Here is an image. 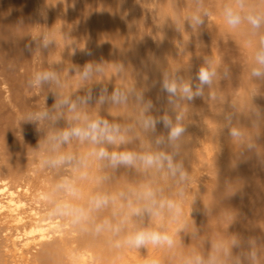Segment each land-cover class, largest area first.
<instances>
[{
	"label": "rangeland",
	"instance_id": "1",
	"mask_svg": "<svg viewBox=\"0 0 264 264\" xmlns=\"http://www.w3.org/2000/svg\"><path fill=\"white\" fill-rule=\"evenodd\" d=\"M119 2L125 6H117L120 5ZM156 2L155 0H0V13L2 12L0 23L7 20L13 21H10L11 23L8 21L5 25L1 23L5 26H2L5 29L4 32L1 31V34L10 28L7 30L9 33H5L6 37H3L5 39L0 40V54L6 53L0 55V64L1 62L3 64L0 65V100L2 101H0L2 103H0V186H3L0 187V193L3 195L5 194L3 192L6 191L5 195L17 199V195L15 197L14 195L17 190H21V197L26 203L24 208L26 221H31L33 212H38V217L48 222L55 219L47 211L48 188L54 180L68 178L74 181L77 186L82 187L86 193L103 192L109 195L119 191H127L140 184H148L152 188L155 186L154 189L157 190L159 199L167 198L176 200L178 203L182 202L183 220L187 223V230L178 233L176 237L178 244L175 248L170 250L153 249L152 253L154 254L151 253L148 256L146 253H142L141 256L143 257L140 264H143V260L146 261L150 258H157L159 264H168L169 261L181 264L182 254L186 252L191 253L193 259L196 255L207 258L211 252V242L220 236L226 239L237 236L240 240V244L231 249L229 264H264V124L252 137L254 144L252 150L246 147L244 138L237 142L230 135L232 127L251 128L247 117L250 103H256L264 111V95L255 98L254 101H249L248 97V90L253 86L264 94V82L248 79L247 65L251 62L252 49L248 47L244 34L228 30L219 15L220 9L229 0H156ZM253 2H258V0H253ZM26 8L31 9L32 14H34L32 15L30 11L27 15L28 10L26 11ZM205 10H212L214 14L203 16ZM155 12L158 13L155 14ZM24 13L27 16H24ZM13 14L15 15L13 16ZM195 14H200L204 23L194 29L191 27L189 17ZM17 18L20 21L24 20L20 22L23 31ZM23 22L26 23L25 26L29 27H25ZM129 22L130 26H128ZM131 26L133 27L130 30ZM24 28H26L25 31ZM3 29L1 28V30ZM101 29L106 30V32L103 30L101 32ZM128 31H130L129 34ZM10 32L13 35H9ZM44 32H47L52 39V43L47 48L43 46L41 34ZM101 34L104 35L103 38ZM7 35L9 36L7 37ZM130 35L136 36L137 40ZM127 38L128 40H126ZM22 41L25 46H22ZM5 42L8 44H3ZM113 42L117 44L115 45ZM136 42L139 47L135 46L134 43ZM113 46L115 47L113 48ZM156 50L159 54L156 53ZM127 54L130 55L126 57L128 60L123 61V57L125 58ZM22 55L26 57H23L22 60L17 58V56L22 57ZM15 57L19 61L14 60ZM211 58H214L216 63L220 65L219 78L214 81L211 88L205 86L202 97L189 102L182 97L179 90L175 96L163 91L165 79L169 82H175L178 86L183 82H190L195 90V85L199 83L195 79L198 70L207 59ZM111 59L112 61H110ZM153 59L155 64L163 70L159 69V72L152 70L154 68L153 65V67L151 66L154 64ZM157 59L161 60L158 61ZM89 64L92 65L93 71L88 79H82L81 74L84 72L85 66ZM101 67L104 69L102 70ZM144 67H147V72ZM97 68L100 70L97 71ZM37 71L54 72L58 82L43 83L39 86L29 83L34 79V74ZM10 73L11 75H9ZM7 74L11 78L9 81L6 79ZM12 74L16 75L17 78L14 79L15 76ZM145 75L148 76L144 78ZM127 85L131 88H126ZM122 87L126 90L132 89L131 92L134 97L136 96L138 101H142V109H136L139 112H136L134 107L129 109L127 107L129 104L126 103L127 105L119 107L121 109L118 111L120 116L111 115L110 108L114 107V103L110 96L116 91H124L125 89L123 90ZM16 88L18 89L16 90ZM89 96L91 99H88ZM101 96L105 97L103 102H101ZM64 98H67L70 103L76 104L74 111L68 107L56 106L57 101ZM160 106L164 109L161 110ZM125 107L127 111H125ZM166 109L170 110L166 111ZM42 111L49 112L50 118L48 120L29 122L25 118L28 114ZM146 112L149 117H153L154 114L155 116L162 114L163 117L160 115L156 117L157 119L154 117L156 120L169 116L168 119L173 124L177 123L175 117L182 115L179 123L186 128V132L178 141L179 156L177 159L185 165L184 169L186 168L189 177L187 181L177 183L178 177L171 179L169 175L155 174L152 171L144 172L145 175L142 179L139 176L130 177L133 171H137L135 167L120 166L114 170L107 166L106 161H98L89 155L93 145L88 141H80L76 138L61 146L62 152L69 153L76 158L72 165L62 166L55 172L45 171L41 168L40 160L44 153L43 141L47 134L66 129L71 124H83L86 118L100 117L106 119L110 124L120 127V135L124 137L125 142L116 146H106L109 151L143 152L154 149L155 139L163 136V134L166 138V133L169 130L165 129L166 132H163L164 126L161 128V124H157V130L154 129L156 134H152V129L144 127L145 118H148ZM229 116L232 117L231 120L228 119ZM137 121L138 123H136ZM189 156L192 158L191 160ZM81 159H83V164L80 163ZM104 176H107L108 179H101ZM167 181L168 183H166ZM111 184H115V186L112 188ZM17 186H20L21 189H18ZM7 190H11L8 192L9 195ZM181 190H183V196L176 195ZM170 196L172 197L170 198ZM11 198L7 197V199ZM212 199L216 202H213ZM212 202L213 204H211ZM125 203L123 200H117L114 204H110L107 214L113 222L115 221L113 225H118L127 220V226L130 228L136 224V219H129L126 216V209L123 207ZM214 203L219 204V206L214 205ZM205 213L206 215H204ZM211 213L214 218L210 215ZM55 220L59 221L60 234L51 235L36 247L37 241L30 243L29 258L31 257L30 261L32 262L29 264H35V261L40 264V257L42 258L45 251L50 248L49 246L55 244L57 240L59 241V238L62 239V245L60 244L61 247L58 246L59 250L56 251L60 252L62 248L61 251L63 252L58 255L54 253L55 256H59H56L57 261L65 253L67 256H64L65 259L62 257V260L67 263L63 261L64 264H78L85 260V264H90V262H94L92 264L95 262L97 264H109V262H113V259L108 256L110 255V248L104 242L99 243L102 240L99 242L96 239L90 240L91 237L73 229L69 223ZM67 224L69 225L67 226ZM16 226L19 232H23L21 225L15 224L9 217L4 218L0 215V264L19 263L9 248L11 236L18 232ZM175 227V224L169 223L168 225L170 231ZM67 229L69 230L66 231ZM78 240L80 242L87 240L91 244L87 245L86 249L67 247L70 245L67 241L72 243ZM70 250L72 251V259H74H70L72 261L68 258ZM75 250L78 251V256ZM93 250L95 252H92ZM181 250L184 252L182 253ZM82 252H84V257H82ZM100 252L103 254L100 255ZM130 256L127 257L129 264H139L132 258L133 255ZM80 257L84 261H80ZM59 263L63 264L62 261H58Z\"/></svg>",
	"mask_w": 264,
	"mask_h": 264
},
{
	"label": "clouds",
	"instance_id": "2",
	"mask_svg": "<svg viewBox=\"0 0 264 264\" xmlns=\"http://www.w3.org/2000/svg\"><path fill=\"white\" fill-rule=\"evenodd\" d=\"M213 14L212 10L203 12V16H212ZM219 15L228 30L244 34L248 47L252 49L251 62L247 65L248 79L264 82V0H258V2L229 0L220 9ZM189 20L194 29L204 23L200 14L189 17ZM41 35L43 36V46L47 48L52 43V39L47 32ZM219 68L220 65L214 58L207 59L195 77L199 81L195 85V90L190 82H183L178 86L175 82L165 79L163 91L175 96L179 90L184 99L189 102L194 101L204 95L205 86L209 88L213 86L214 81L219 78ZM92 71V65H86L81 74L82 79H88ZM53 81H57L54 72L37 71L34 74V79L29 83L39 86ZM262 95L264 94L255 86L248 90L249 101H254L255 98ZM88 99H91V96ZM104 99L105 97L101 96V102ZM123 99L125 97L118 91L114 92L111 97L115 103H119ZM169 102L171 103V101ZM56 106L68 107L72 111L76 109V104L70 103L67 98L58 100ZM247 117L251 128L244 129L235 126L231 128L230 135L237 142L244 138L246 147L252 150L254 147L252 137L264 124V111L256 103H250ZM25 118L29 122H40L48 120L50 114L48 111H42L28 114ZM181 119L182 115H178L176 124H173L167 116L162 120H155L151 117L145 119V128L154 130L157 124H162L169 131L166 138L161 136L155 139L154 149L136 152L131 150L109 151L106 146H116L125 142L124 137L120 135V127L110 124L106 119L100 117L86 118L83 124H71L66 129L47 134L43 141L44 153L40 160V166L45 171L55 172L62 166L72 165L76 158L69 153L62 152L61 146L76 138L80 141H88L93 145L89 155L98 161H106L107 166L113 169L120 166L135 167L144 172L163 173L174 179L178 177L177 183L185 182L188 180V174L184 170L183 162L177 159L179 156L178 141L186 132V128L179 123ZM228 119L231 120L232 117L229 116ZM82 162L83 159L80 163ZM101 179L107 180L108 177L104 176ZM176 195L183 196V190ZM117 200L126 202L123 207L126 209L127 217L135 218L137 221L133 227L127 226V220L116 226L113 225L111 217L107 214V209ZM181 204L182 202L178 203L173 199H157V190L148 184H140L127 191L109 195L103 192L86 193L74 181L60 178L53 181L47 193V211L51 217L69 223L73 229L92 239L102 240L110 249L117 252L124 249L170 250L175 248L178 244L177 234L182 230H187ZM145 218H149L151 222H147ZM165 218L168 223L176 225L174 230L168 229L164 222ZM239 244L240 240L237 236L228 239L222 236L217 237L211 242V252L207 258L196 255L193 259L191 253H185L182 254L181 264H229L231 249ZM145 264H159V260L150 258L145 261Z\"/></svg>",
	"mask_w": 264,
	"mask_h": 264
},
{
	"label": "bare ground",
	"instance_id": "3",
	"mask_svg": "<svg viewBox=\"0 0 264 264\" xmlns=\"http://www.w3.org/2000/svg\"><path fill=\"white\" fill-rule=\"evenodd\" d=\"M3 1V0H2ZM14 1V0H13ZM21 1V0H20ZM23 2V1H22ZM155 2H156V0H155ZM5 3H6V1H5ZM121 2H119V4H120ZM124 3V2H123ZM157 3V2H156ZM160 3V2H159ZM30 4V3H29ZM5 5V4H4ZM105 5V4H104ZM122 4H120V5H117V6H121ZM159 5V4H158ZM7 6V5H6ZM29 6H31V5H29ZM123 6V5H122ZM125 6V5H124ZM123 6V7H124ZM157 6V5H156ZM163 6V5H162ZM161 7V6H160ZM159 7V8H160ZM7 8V7H6ZM119 8V7H118ZM158 9V8H157ZM4 10V9H3ZM25 10V9H24ZM28 10V11H27ZM116 10H119V9H116ZM122 10H123V8H122ZM125 10H126V7H125ZM159 10V9H158ZM166 10V9H165ZM26 13H27V15H28V13H30V11H31V9H27L26 8ZM107 11V10H106ZM105 11V12H106ZM4 12H5V10H4ZM2 13V12H1ZM0 13V14H1ZM119 13V12H118ZM117 13V14H118ZM120 13H121V9H120ZM156 13H158V12H155V14ZM31 14H32V11H31ZM34 14V13H33ZM32 14V15H33ZM104 14V13H103ZM15 14H13V16H14ZM21 15V14H20ZM24 16H27L25 13L23 14ZM32 15H30V16H32ZM113 15V14H112ZM111 15V16H112ZM119 15V14H118ZM7 16V15H6ZM18 16V15H17ZM102 16V15H101ZM115 16V15H114ZM117 16V15H116ZM158 16V15H157ZM161 16V15H160ZM20 17H22V16H20ZM108 17V16H107ZM121 17V16H120ZM9 18V17H8ZM12 19H13V17H11ZM19 18V17H18ZM17 18V19H18ZM23 19L25 18V17H22ZM33 18V17H32ZM164 18V17H163ZM21 19V18H20ZM29 19H30V17H29ZM36 19V18H35ZM104 19H105V16H104ZM4 20V19H3ZM27 20V19H26ZM115 20V19H114ZM113 20V21H114ZM10 22L11 20H7V21H3V22H1V23H3L4 25L6 24V22ZM22 21H24V20H19L18 19V22H19V25H20V22H22ZM30 21H31V19H30ZM33 21V20H32ZM11 22H13V21H11ZM10 22V23H11ZM17 22V21H16ZM17 22V23H18ZM103 22V21H102ZM108 22V24H109V21H107ZM1 23H0V25H1ZM31 23V22H30ZM33 23V22H32ZM13 24V23H12ZM11 24V25H12ZM23 24H24V26H25V24L26 23H24L23 22ZM103 24H104V22H103ZM116 24V23H115ZM130 24V22L128 23V26H130L129 25ZM15 25H17V26H19L18 24H15ZM97 25V24H96ZM104 25H106V24H104ZM132 25H134V24H132ZM3 25H1V28L3 29V27H5V26H3ZM7 26H9V24H7ZM6 26V28H8ZM13 26V25H12ZM33 26V25H32ZM103 26V25H102ZM22 25H20V28H21V30H22ZM25 27H27V26H25ZM29 27V26H28ZM27 27V28H28ZM104 27V26H103ZM132 27L133 26H131V28H130V30L132 29ZM1 28H0V35L2 36H0V40L1 39H5V38H3V37H6V34L5 33H9V31L7 32V30L10 28H8L7 30H5L6 32L4 33V34H1V31H3L4 32V29L3 30H1ZM20 28H19V30H20ZM101 28V27H100ZM109 28H111V27H109ZM160 28V27H159ZM12 29V28H11ZM11 29H10V31H11ZM14 29V28H13ZM17 29V28H16ZM20 30V31H21ZM26 30V28H24V31ZM102 30L103 29H101V32H102ZM128 30H129V28H128ZM19 31V32H20ZM23 31V30H22ZM21 31V32H22ZM104 31V30H103ZM117 31V30H116ZM13 32V31H12ZM12 32H10V34L9 35H11L12 34ZM27 32H28V30H27ZM104 32H106V30L104 31ZM17 33V32H16ZM127 33V32H126ZM130 33V31H128V34ZM131 33L133 34V32L131 31ZM13 34H14V32H13ZM12 34V35H13ZM19 34V33H18ZM9 35H7V37L9 36ZM23 35V34H22ZM102 36V38H103V34H101ZM111 35V34H110ZM162 35H163V33H162ZM169 35V34H168ZM19 36V35H18ZM125 36H127V35H125ZM130 36H132L133 37V35H130ZM129 36V37H130ZM16 37V36H15ZM21 37V36H20ZM114 37H116V36H114ZM132 37H130V38H132ZM106 38V37H105ZM111 38V37H110ZM117 38V37H116ZM124 38H126V37H124ZM129 38V39H130ZM133 38H137L136 36L135 37H133ZM7 39V38H6ZM107 39V38H106ZM13 40H15L14 39V37H13ZM126 40H128V38L126 39ZM137 40V39H136ZM135 40V41H136ZM4 41H6V40H4ZM3 41V42H4ZM16 41H17V39H16ZM109 41V40H108ZM113 41V40H112ZM118 42H119V40H117ZM134 41V42H135ZM7 42L9 43V41L7 40ZM103 42V41H102ZM131 42H133L132 40H131ZM162 42V41H161ZM8 43H3V44H8ZM22 43V46H25V43L23 44V41L21 42ZM109 43V42H108ZM107 43V44H108ZM114 43V42H113ZM130 43V42H129ZM13 44H15V43H13ZM18 45H19V43H17ZM104 44V43H103ZM111 44V43H110ZM115 44V43H114ZM117 44V43H116ZM115 44V45H116ZM128 44V43H127ZM131 44V43H130ZM135 44V46L137 45V42L136 43H134ZM119 45H120V43H119ZM119 45H117V46H119ZM129 45V44H128ZM163 45V44H162ZM162 45H160L161 47H162ZM138 46V45H137ZM165 46V45H164ZM5 47V46H4ZM20 47H21V44H20ZM115 46H113V48H114ZM134 47V46H133ZM139 47V46H138ZM8 48V47H7ZM10 48V47H9ZM22 48V47H21ZM20 48V49H21ZM130 48V47H129ZM163 48V47H162ZM26 49V48H25ZM134 49V48H133ZM138 49V48H137ZM161 49V48H160ZM10 50V49H9ZM16 50H17V48H16ZM23 50V49H22ZM29 50V49H28ZM97 50V49H96ZM99 50V49H98ZM102 50V49H101ZM115 50V49H114ZM113 50V51H114ZM117 50H118V48H117ZM117 50H115V51H117ZM129 50V49H128ZM130 50H131V48H130ZM129 50V51H130ZM158 50V49H157ZM156 50V53H158V51ZM161 50H164V49H161ZM160 50V51H161ZM13 51V50H12ZM107 51V50H106ZM139 51V50H138ZM25 52V51H24ZM102 52H103V50H102ZM108 52H110V49H108ZM140 52V51H139ZM10 53V52H9ZM17 53V52H16ZM96 53V52H95ZM101 53V52H100ZM113 53V52H112ZM116 53V52H115ZM118 53V52H117ZM124 53V52H123ZM129 53V52H128ZM136 53H137V51H136ZM163 53V52H162ZM4 54H6V53H4ZM4 54H0V55H4ZM23 54V53H22ZM159 54V53H158ZM19 55V54H18ZM21 55V54H20ZM115 55H117V54H115ZM133 55V54H132ZM136 55V54H135ZM139 55V54H138ZM11 56V55H10ZM12 56H14V55H12ZM110 56V55H109ZM123 56V55H122ZM127 56H130L129 54H127V55H125V58L123 57V61L125 60V59H127L126 57ZM155 56V55H154ZM25 58L26 56H24V55H22V57H18L17 56V58H21V60H22V58ZM113 57V56H112ZM133 57H134V55H133ZM142 57V56H141ZM152 57V56H151ZM157 58H158V56H156ZM159 57H160V55H159ZM163 57V56H162ZM1 58V57H0ZM16 58V57H15ZM14 58V60H17V58L15 59ZM55 58V57H54ZM119 58H121V57H119ZM128 58H132V57H128ZM143 58H144V56H143ZM154 58V57H153ZM3 59V58H2ZM19 59L17 60V61H19ZM56 59H57V57H56ZM122 59V58H121ZM135 59V58H134ZM145 59H146V57H145ZM163 59H164V57H163ZM13 60V59H12ZM20 60V61H21ZM104 60V59H103ZM128 60V59H127ZM139 60H140V58H139ZM143 60V59H142ZM147 60H148V58H147ZM154 60V59H153ZM158 60V59H157ZM161 60V59H160ZM160 60H158V61H160ZM58 61V60H57ZM110 61H112V59L110 60ZM117 61V60H116ZM123 61H121V62H123ZM136 61V60H135ZM137 61H138V58H137ZM6 62V61H5ZM8 62H9V60H8ZM14 62V61H13ZM119 62V61H118ZM117 62V63H118ZM153 62V61H152ZM58 63V62H57ZM128 63V62H127ZM147 63V62H146ZM151 63V62H150ZM154 64H151V66L153 65L154 66V68H152V70L154 69L156 72L158 71H160L161 69H160V67L158 66V65H156L155 64V60H154V62H153ZM156 63H158L157 61H156ZM163 63V62H162ZM10 64H11V62H10ZM14 64V63H13ZM13 64H12V66H13ZM15 64H16V62H15ZM14 64V65H15ZM18 64V63H17ZM135 64V63H134ZM0 65H3L2 64V62H1V64ZM128 65V64H127ZM138 65V64H137ZM148 65V64H147ZM17 66V65H16ZM19 66V65H18ZM124 66V65H123ZM146 66V65H145ZM151 66H150V68H151ZM152 66V67H153ZM131 67V66H130ZM133 67H134V65H133ZM132 67V68H133ZM12 68V67H11ZM145 68V71H146V68L147 67H144ZM149 68V69H150ZM166 68V67H165ZM169 68V67H168ZM2 69V68H1ZM17 69V68H16ZM19 69V68H18ZM101 69H102V67H101ZM104 69V68H103ZM102 69V70H103ZM135 69V68H134ZM148 69V70H149ZM160 69V70H159ZM11 70V69H10ZM136 70H138V69H136ZM144 70V69H143ZM163 70V69H162ZM7 71V70H6ZM145 71H143V72H145ZM155 71H153V72H155ZM8 72V71H7ZM147 72V71H146ZM166 72V71H165ZM105 73H106V71H105ZM132 73V72H131ZM136 73H137V71H136ZM0 74H1V72H0ZM6 74V73H5ZM16 74V73H15ZM157 74V73H156ZM164 74V73H163ZM166 74H167V72H166ZM9 75H11V73L9 74ZM8 74H7V76L9 77V79H8V77L6 78L8 81L11 79L10 78V76H9ZM12 75H14V74H12ZM15 76V78L14 79H16L17 77H16V75H14ZM13 76V77H14ZM105 76H106V74H105ZM146 76H148V75H145L144 76V78L146 77ZM152 76H153V74H152ZM149 77H151V76H149ZM2 78H4V77H2ZM106 78H107V76H106ZM137 78V77H136ZM143 78V79H144ZM152 78V77H151ZM151 78H150V80H151ZM158 78H160V77H158ZM157 78V79H158ZM13 79V78H12ZM147 79V78H146ZM5 80V79H4ZM139 80V79H138ZM149 80V81H150ZM159 80V79H158ZM163 80V79H162ZM112 81V80H111ZM110 81V82H111ZM143 81V80H142ZM147 81H148V79H147ZM157 81V80H156ZM3 83L2 84H4V81H2ZM18 82V81H17ZM128 82V81H127ZM138 82V81H137ZM144 82V81H143ZM6 83V82H5ZM11 83H12V81H11ZM14 84H15V81L13 82ZM126 83V82H125ZM135 83V82H134ZM133 83V84H134ZM1 84V83H0ZM124 84V83H123ZM129 84V83H128ZM147 84V83H146ZM151 84H153V83H151ZM9 85V84H8ZM148 85V84H147ZM122 86V85H121ZM139 86V85H138ZM141 87H142V85H140ZM145 86V85H144ZM150 86V85H149ZM153 86V85H152ZM151 86V87H152ZM14 88L16 87V85L15 86H13ZM18 87V86H17ZM120 87V86H119ZM123 87H125V86H123ZM123 87H122V89H123ZM137 87V86H136ZM140 87V88H141ZM150 87V88H151ZM154 87H155V85H154ZM19 88V87H18ZM18 88H16V90L18 89ZM108 88V87H107ZM117 88V87H116ZM126 88H131V87H128V85H127V87ZM146 88V87H145ZM157 88V87H156ZM119 89V88H118ZM125 89V88H124ZM123 89V90H124ZM15 90V91H16ZM108 90V89H107ZM116 90V89H115ZM132 90V89H131ZM131 90H124V91H120L119 93L123 96V97H125V99H123L121 102H119V103H115V102H113L114 103V107H111L110 108V110H111V115H119L120 113L118 112V111H120L121 109H119V107L120 106H122V105H125L126 103H128L129 104V106H127L129 109H131V108H135V110L136 109H138V110H140V108L141 107H143L142 106V101H138L137 99H136V96L134 97V95H133V93L131 92ZM137 90V89H136ZM150 90V89H149ZM153 90V89H152ZM109 91H111V90H109ZM146 91H148V90H146ZM151 91V90H150ZM137 92V91H136ZM138 93V92H137ZM142 93H144V92H142ZM160 93V92H159ZM167 94V93H166ZM108 95H110V94H108ZM144 95V94H143ZM142 95V96H143ZM167 96V95H166ZM1 97V96H0ZM110 97H112V96H110ZM109 97V98H110ZM138 97V96H137ZM144 97V96H143ZM12 98H13V96H12ZM140 98V97H139ZM1 99H3V98H1ZM111 99V98H110ZM143 99V98H142ZM140 100V99H139ZM163 100H166V99H163ZM1 101V100H0ZM7 101V100H6ZM11 101V100H10ZM144 101V100H143ZM2 102V101H1ZM0 102V103H1ZM110 103H112L111 101H110ZM109 103V105H111ZM112 103V104H113ZM144 103H147V102H144ZM143 103V105H145ZM2 104V103H1ZM148 104V103H147ZM127 105V104H126ZM166 106H169V105H166ZM131 107V108H130ZM145 107V106H144ZM147 107V106H146ZM145 107V108H146ZM163 107V106H162ZM171 107V106H170ZM144 108V109H145ZM160 108H161V106H160ZM142 109V108H141ZM159 109V108H158ZM162 109H164V108H161V110ZM135 110H134V112H135ZM138 110H136V112L138 111ZM149 110V109H148ZM170 109H166V111H169ZM125 111H127V109H126V107H125ZM145 111V110H144ZM165 111V110H164ZM163 111V112H164ZM172 111H173V109H172ZM139 112V111H138ZM149 112V111H148ZM161 113H163L162 111H160ZM159 112V113H160ZM176 112V111H175ZM129 113V112H128ZM150 113H151V111H150ZM153 113V112H152ZM155 113V112H154ZM165 114L167 113V112H164ZM172 113V112H171ZM132 114H133V112H132ZM136 116H137V114L136 113H134ZM141 114V113H140ZM143 114H144V112H143ZM145 114H147L146 116H148V113L146 112ZM165 114H163V115H165ZM160 115V114H159ZM158 114L155 116V114L153 115V117L152 116H150L151 118H153L154 119V117L156 118L157 116H159ZM120 116V115H119ZM141 116V115H140ZM145 116V117H146ZM160 116H162V114L160 115ZM173 116V115H172ZM112 117H114V116H112ZM116 117V116H115ZM163 117V116H162ZM165 117V116H164ZM169 117V116H168ZM119 118V117H118ZM117 118V119H118ZM139 118V117H138ZM141 118H143L142 116H141ZM148 118H149V116H148ZM176 118V117H175ZM115 119V118H114ZM137 119V118H136ZM140 119V118H139ZM146 119V118H145ZM157 119V118H156ZM155 119V120H156ZM142 120V119H141ZM160 120H162V119H160ZM143 122V121H142ZM136 123H138V121L136 122ZM159 125V124H158ZM162 124H161V128H162ZM149 129V128H148ZM155 129L157 130V128H156V126H155ZM153 130V129H152ZM167 130V129H166ZM166 130H165V128L163 127V132H166ZM159 131V130H158ZM130 132V131H129ZM153 133L152 134H156V132H155V130H153L152 131ZM126 134V133H125ZM166 134H168V131H167V133ZM128 136V135H127ZM155 136V135H154ZM154 136H153V138H154ZM166 136V135H165ZM163 137H164V134H163ZM126 139V138H125ZM132 140H133V138H132ZM183 140V139H182ZM132 144V143H131ZM183 147V146H182ZM170 150V149H169ZM184 151V150H183ZM187 153V152H186ZM185 153V154H186ZM87 154V153H86ZM183 154V153H182ZM181 156V155H180ZM83 157V156H82ZM182 157V156H181ZM189 158H190V156H189ZM192 158H190V160H191ZM194 162V161H193ZM189 164H190V162H188ZM83 164V163H82ZM191 164H192V162H191ZM184 167H185V165H184ZM191 167V166H190ZM84 169V168H83ZM131 169H133V168H131ZM135 169H137V168H135ZM114 170H116V169H114ZM120 170V169H119ZM121 170H123V169H121ZM185 171H186V168L184 169ZM191 170H192V168H191ZM125 171V170H124ZM124 171H122L123 173H124ZM187 171H190V170H187ZM126 172H128L127 171V169H126ZM192 172V171H191ZM120 173V172H119ZM155 173V172H154ZM189 173V172H188ZM112 174V173H111ZM115 174V173H114ZM122 174V173H121ZM130 174V173H129ZM132 175H130V177L131 176H139L140 177V179H142V177L145 175V173H144V171L143 170H138L137 169V171L135 170V171H133L132 173H131ZM156 174V173H155ZM128 175V174H127ZM75 176V175H74ZM118 176V175H117ZM120 176H122V175H120ZM152 176V175H151ZM190 176V175H189ZM73 177V176H72ZM128 177H129V175H128ZM136 177V178H137ZM160 177V176H159ZM163 177V176H162ZM165 177V176H164ZM81 178V177H80ZM116 178V177H115ZM152 178H153V176H152ZM189 178V177H188ZM118 179H119V177H118ZM130 179V178H129ZM159 179V178H158ZM171 179H173L172 177H171ZM163 180V179H162ZM168 180H170V179H168ZM26 181H28V180H26ZM113 181V180H112ZM116 181V180H115ZM122 181V180H121ZM120 181V182H121ZM158 181V180H157ZM171 181H173V180H171ZM175 181V180H174ZM29 182V181H28ZM116 183V182H115ZM166 183H168V181L166 182ZM18 184V183H17ZM152 184V183H151ZM26 185V184H25ZM29 185V184H28ZM112 185V184H111ZM116 185H117V183H116ZM120 185H121V183H120ZM123 185V184H122ZM157 185H159V184H157ZM24 186V185H23ZM113 186H115V184L114 185H112V188H113ZM1 188L3 187V186H0ZM18 187V189H21L20 188V186H17ZM16 187V188H17ZM22 187V186H21ZM26 187V186H25ZM15 188V187H14ZM23 188V187H22ZM119 188H120V186H119ZM118 188V189H119ZM125 188V187H124ZM154 188H155V186H154ZM153 188V189H154ZM163 188V187H162ZM168 188V187H167ZM171 188V187H170ZM174 188V187H173ZM4 189V188H3ZM116 189V188H115ZM13 190V189H12ZM26 190H27V188H26ZM121 190V189H120ZM155 190V189H154ZM160 190V189H159ZM162 190V189H161ZM170 190V189H169ZM168 190V191H169ZM236 190H237V188H236ZM11 190H7V193L8 192H10ZM20 191L21 190H17L16 191V193H15V195H14V197L17 195V199H15V198H11L10 196H7V195H5L6 194V191L5 192H3V193H5V194H1V196H0V215H2L4 218H11L12 220H13V222L15 223V224H17V225H21V227H22V230H23V232H19V229H17V226H16V230L18 231V232H16V234H13L12 236H11V238H10V247L9 248H11L10 249V251H12V253H13V255L15 256V259H17L16 261H18L19 263L18 264H29L30 262H32V261H30V258H29V253H30V245L32 244V242H35V241H37V243H36V245H35V247L38 245V244H40L42 241L44 242L45 240H47L51 235H58V234H60V230H59V221H56L55 219H54V221H52V220H50V221H48L47 222V220H45V219H41V218H39L38 216V212H33L34 213V215H33V217H32V219H31V221H26V216H25V214H26V212H25V210H24V208H25V206H26V203H25V201H24V199H22V195L20 194ZM174 192L176 191V190H173ZM225 191V190H224ZM228 191V190H227ZM170 192V191H169ZM177 192V191H176ZM231 192V191H230ZM159 193V192H158ZM218 193V192H217ZM173 194V192L171 193V195ZM224 194V193H223ZM229 194V193H228ZM5 195V197L7 196V197H9V198H11V199H7V197L5 198V197H2V196H4ZM8 195H9V193H8ZM13 195V194H12ZM160 195V194H159ZM215 196V195H214ZM220 196H222V195H220ZM160 197H161V195H160ZM163 197H165V196H163ZM172 196H170V198H171ZM223 197V196H222ZM177 198V197H176ZM221 198V197H220ZM34 199V198H33ZM157 199H159L158 198V195H157ZM209 199V198H208ZM212 200H214V199H212ZM220 200V199H219ZM225 200V199H224ZM226 201V200H225ZM228 201V200H227ZM213 202H216V200H214ZM213 202L211 203V204H213ZM224 202V201H223ZM35 203V202H34ZM207 203V202H206ZM217 203H218V200H217ZM216 203V204H217ZM215 203H214V205H216ZM216 206H219V204H217ZM29 207V206H28ZM39 207V206H38ZM211 207H213V206H211ZM214 208V207H213ZM216 208V207H215ZM121 209V208H120ZM217 209V208H216ZM218 209H220V208H218ZM123 210V209H122ZM32 211H33V209H32ZM119 212V211H118ZM209 212V211H208ZM214 212V211H213ZM218 212V211H217ZM207 213V212H206ZM206 213L204 214V215H206ZM219 213V212H218ZM32 214V213H31ZM117 214H119V213H117ZM209 214V213H208ZM211 216L213 215L212 213L210 214ZM210 215H208V216H210ZM127 216V215H126ZM210 216V217H211ZM215 216V215H214ZM217 216V215H216ZM188 217V216H187ZM202 217H204V216H202ZM207 217V216H206ZM209 217V218H210ZM213 217V216H212ZM218 217V216H217ZM214 218V217H213ZM145 220L147 221V222H151V220L149 219V218H145ZM132 221H134V220H132ZM113 222V221H112ZM115 222V221H114ZM114 222H113V224H114ZM135 222H137V221H135ZM164 222L167 224V226L169 225V223L167 222V218H166V220H164ZM204 222V221H203ZM6 223V222H5ZM117 223H119V221H117ZM116 223V224H117ZM132 223V222H131ZM211 223V222H210ZM120 224V223H119ZM69 224H67V226H68ZM172 225H174V224H172ZM206 225V224H205ZM114 226H116V225H114ZM130 226V225H129ZM19 227V226H18ZM170 227V226H169ZM171 227H173V226H171ZM205 227H207V226H205ZM20 228V227H19ZM68 228V227H67ZM131 228V227H130ZM171 229V228H170ZM208 229V228H207ZM11 230V229H10ZM69 229H67L66 231H68ZM173 230H174V228H173ZM61 231H62V229H61ZM183 231V230H182ZM181 231V232H182ZM207 231V230H206ZM208 231H210V230H208ZM70 232H71V230H70ZM205 232V231H204ZM5 234V233H4ZM178 235V234H177ZM65 238V237H64ZM88 239V238H87ZM1 240V239H0ZM8 240V239H7ZM61 238H59V241L57 240V242L55 243V244H53V245H50L49 247L50 248H48L47 249V251H45V254H43V256H42V258L40 257V259H41V262H40V264H58V261L59 262H61L62 261V263L64 264V262H66V261H64V260H62L63 258H64V256H67V254H65L64 253V256L62 255V256H60V258H61V260H60V258L58 259V261H57V258H56V256L58 255V254H60V253H62L63 251H61V249H60V252H57L56 250H59L58 249V246L61 244ZM65 240H67V239H65ZM90 240H93L94 241V239H90ZM64 241V240H63ZM79 241V240H78ZM69 242V241H67L70 245H67V247H72V248H70V249H73V248H77V249H86L87 248V245H89V244H91L90 243V241H87V240H82L81 242L79 241V242ZM93 241H91V242H93ZM66 242V243H67ZM96 242V241H95ZM98 242H99V240H98ZM98 242H96V243H98ZM103 241H100L99 243H102ZM31 243V244H30ZM95 243V244H96ZM8 245V246H9ZM62 245V244H61ZM65 245V244H64ZM92 245H94V244H92ZM4 246V245H3ZM7 246V247H8ZM66 246V245H65ZM64 246V247H65ZM74 246V247H73ZM91 246V245H90ZM95 246H97V245H95ZM61 246H59V248H60ZM63 247V246H62ZM63 247V248H64ZM98 247V246H97ZM8 249V248H7ZM91 249H93V248H91ZM4 250H5V248H4ZM63 250V249H62ZM99 250V249H98ZM98 250H96V251H98ZM185 251H186V249H184ZM188 250V249H187ZM10 251H9V253H10ZM55 251V252H54ZM76 251V250H75ZM83 251V250H82ZM89 251V250H88ZM152 251H154L153 250V248H146V249H140V250H130V249H124V250H122V251H119V252H117V251H114V250H112V249H110V255H108L109 256V258L110 259H113V262H109V264H129L128 263V256L129 257H131L130 255H133L132 256V258L133 259H135L136 261H137V263L139 262V264L141 263V259H142V257L143 256H141V254L142 253H146L147 254V256L148 255H150L151 253H152ZM182 251V250H181ZM78 251H76V253H77ZM81 252V251H80ZM92 252H95V250H93ZM178 252H179V250H178ZM184 251H182V253H183ZM190 252V251H189ZM2 253H4V252H2ZM6 253H7V251H6ZM57 253V255L55 256V254ZM84 252H82V254H83ZM97 253H99V252H97ZM101 253L102 252H100V255H101ZM108 253V254H109ZM186 253H188V252H186ZM54 254V255H53ZM74 254V253H73ZM103 254V253H102ZM145 254V255H146ZM154 253H152V255H153ZM11 255V254H10ZM80 255V254H79ZM77 256H78V253H77ZM11 257V256H10ZM57 257H59V256H57ZM63 257V258H62ZM82 257H84V254L82 255ZM141 257V258H140ZM176 257V256H175ZM193 257V256H192ZM66 258V257H65ZM64 258V259H65ZM68 258H69V260L70 259H72L73 258V256H72V251L70 250V253H68ZM76 258H79V257H76ZM75 258V259H76ZM86 258V257H85ZM96 258V257H95ZM182 258V257H181ZM6 259V258H5ZM39 259V260H40ZM97 259H98V257H97ZM109 259V260H110ZM131 259V258H130ZM132 259V260H133ZM176 259V258H175ZM11 260V259H10ZM32 260H34V259H32ZM72 260H74V259H72ZM72 260H70V261H72ZM76 260H78V259H76ZM81 260H83L84 261V259L82 258L81 259V257H80V261ZM64 261V262H63ZM111 261V260H110ZM136 261H134V262H136ZM169 261V260H168ZM84 262H86V260L84 261ZM83 262V263H84ZM173 262V261H172ZM178 262V261H177ZM180 262H181V260H180ZM17 263V262H16ZM33 263H34V261H33ZM67 263V262H66ZM69 263V262H68ZM82 262L80 263H78V264H83ZM92 263H94V262H90V264H92ZM106 263V262H105ZM142 263L144 264L145 263V260H143L142 261ZM169 263H171L170 261L168 262V264ZM13 264V263H12ZM35 264H39V262H37V261H35ZM60 264V263H59ZM71 264V263H70ZM75 264H77V263H75ZM85 264V263H84ZM87 264V263H86ZM95 264H97L96 262H95ZM131 264V263H130ZM135 264V263H134ZM171 264H175V261L173 262V263H171ZM179 264V263H178Z\"/></svg>",
	"mask_w": 264,
	"mask_h": 264
}]
</instances>
